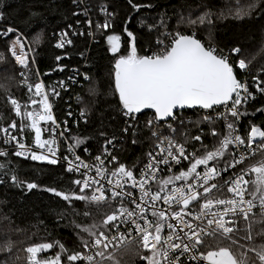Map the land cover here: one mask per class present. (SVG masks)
I'll use <instances>...</instances> for the list:
<instances>
[{
  "label": "snow or ice",
  "instance_id": "snow-or-ice-1",
  "mask_svg": "<svg viewBox=\"0 0 264 264\" xmlns=\"http://www.w3.org/2000/svg\"><path fill=\"white\" fill-rule=\"evenodd\" d=\"M73 3L78 4V0H73ZM128 3L134 10L152 7L151 4L141 5L133 0H128ZM248 9L249 11L238 10L237 18L250 15L251 9L264 11V0H260L259 4H249ZM99 10L104 15L102 23L93 22L90 18L83 21L89 28L87 35H106L109 46L107 50L116 54L120 50V36L108 35L106 32L113 26L116 13L109 11L105 4H101ZM89 11L86 7L83 15L88 17ZM4 17L5 13L0 11V19ZM168 19L170 18L165 13L155 24L140 21L141 26L147 29L149 37L153 32L156 33L154 42L149 39L143 55L138 53L137 37L125 27L124 31L130 38L131 47L126 49V54L115 58L112 67V95L124 123V127L119 129L121 135L131 136V142L136 144L140 133L147 130L148 138L154 142L155 154L149 152L147 164L139 168L136 165L130 168L119 162L118 157L111 154L108 148H104L102 155L94 157V166L87 164L74 152V148L83 143L79 138L75 139L68 149L74 159L57 155L60 147L57 141L63 133L57 132L60 126L53 116L50 98L57 97L60 93L51 86L46 90L42 81L33 82L29 79L28 72L36 64L35 57L38 54L32 47L26 50L25 41L31 37H25L13 26L0 28V39H6V51L10 53L13 63L19 67L21 85L31 93L26 102H21L11 95L5 98L10 111L20 118V123L19 127L15 121L7 127L0 126V132L4 133L2 143L12 145L0 150V157L14 155L48 165L66 161L65 172L79 173L81 177L71 181L75 190H58L56 187H47L44 190L61 198L66 202L65 206L71 205L74 216L91 220L90 223L73 221L77 230L75 247L80 250L69 249L59 241L32 243L23 249L26 253L25 264H121L118 253L137 256L146 264H264V244L247 248L239 245L240 249H244L239 255L233 251L231 245H237L238 242L232 234L240 231L237 227L238 219L225 220V216L243 218L248 223L249 235L245 237L248 240L252 239L250 233L253 221L250 216L256 215L254 210L257 207L261 214L260 221L264 223V159L248 168L243 167L257 150L264 153V124H250L246 137H242L237 131L241 117L248 115L244 106L248 105L249 101H256V93L264 96V67L258 69L259 75L252 76L253 85L250 87L247 80L238 78L237 70H249L251 61L239 59L233 62L230 59L232 55L239 54L238 47L225 52L222 47L212 42L211 37L206 44L197 37L195 31L186 33L180 30L181 24L193 29L197 25H211L210 8L194 19L191 13L187 17L179 16L175 29L170 28ZM76 23L80 25L81 21L77 20ZM127 23L128 21H125V24ZM93 27L95 32L91 30ZM68 28H72V25H68ZM57 35L59 39L55 48L73 46L74 42L68 31L62 30ZM77 35L83 36L85 33L75 30L71 32V36ZM29 52L32 53L31 56L28 55ZM67 55L65 52V56ZM80 55L83 56L84 53L81 52ZM4 59L0 56V61ZM55 60L61 61L62 57L57 55ZM57 67L61 71L64 70L59 64ZM36 75H40L38 70ZM84 79H89L87 74H84ZM59 84L61 87L65 86L63 81ZM90 92L94 94L95 90ZM147 110H150V115ZM187 110H192L198 115L197 127H209L208 134L217 141L211 150L203 143L201 135L191 137V140L200 142V148L192 145L191 153L187 150V139L179 142L175 138L174 134L179 129H185V132L180 134L187 135ZM254 112L264 114V105L255 108ZM80 115H86L84 109H81ZM141 116L145 117L143 124L140 121ZM221 121L223 128L217 131L216 125ZM48 122H51L50 127L47 126ZM9 129H15L16 133L10 134ZM26 129L34 132L35 149H46V152L36 151L21 142ZM43 132H48L50 138H42ZM100 135L105 137V143L109 145L116 139L115 135L108 139L105 132ZM254 143L256 147H253ZM241 147L244 151L239 153L238 158L231 155L229 159L230 148ZM221 160L225 167H219ZM106 161L114 166L109 169ZM184 161L188 162L187 165ZM161 165L164 167L161 168ZM238 166L239 172L236 173ZM93 167L94 174L89 175ZM81 169L85 171L81 172ZM229 169L233 171L234 178L229 177L224 180L223 185H218L215 181L223 180L222 173L227 174ZM161 173H164V178L160 182V188L158 191H152L150 181H155ZM249 173L256 175V179L252 181L255 190L248 193L251 199H245L249 183L245 176ZM0 175L9 177L16 187L26 185L28 190L38 187L34 182L22 180L16 170L9 167L7 161L0 164ZM176 181H181V185L173 186L168 191L167 186L174 185ZM6 182L5 179H0V184ZM125 185H129V188L126 189ZM224 186L227 187L228 193L232 194V198L213 199V190L218 191ZM133 190L140 192L139 200L134 196ZM160 200L168 206L167 215L156 206ZM125 201L134 207L126 206ZM117 202L119 206L111 213L105 214L99 223L92 219L89 210L91 207H99L102 204L111 207ZM77 203L85 206L82 213L75 210ZM146 205L151 208V216L154 219L147 216ZM192 205L199 207L195 214L191 210ZM219 206H223V211H211L213 207ZM185 216H190L191 219H185ZM197 221L200 223H196ZM121 226H125L124 230ZM258 235L264 236V230ZM206 237L229 241V246L210 245L209 250L203 251L208 243ZM13 243L10 238L6 239L0 246V252L10 253ZM141 246L146 250L144 255H140L138 251ZM57 247L58 251H55L54 255H42ZM0 264L8 262L5 260Z\"/></svg>",
  "mask_w": 264,
  "mask_h": 264
},
{
  "label": "trees",
  "instance_id": "trees-1",
  "mask_svg": "<svg viewBox=\"0 0 264 264\" xmlns=\"http://www.w3.org/2000/svg\"><path fill=\"white\" fill-rule=\"evenodd\" d=\"M234 1L238 0H133L134 3L141 5H152L151 8L142 7L139 10H134L128 0H78V4L73 3V0H0V11L5 13L4 19H0V27L13 26L19 29L25 37H31L30 40H27L38 53L35 57L36 64L28 72L31 81H37V70L48 87L54 78H66L70 70L74 68H80L89 77L87 82L82 80L83 88H70L65 93V97L62 96L55 103V111L59 119H63L69 114L67 107L72 104L74 94L81 97L80 109H84V103L88 104L85 110L86 122L76 124L69 121L70 142L73 144L77 138L83 141L75 149L81 154L85 149H89L93 155L99 154L105 144V137L100 133L105 132L108 139L115 135V140H118L121 145V149L118 151L119 162L130 168L133 165L139 168L145 164L147 154L152 150L154 142L148 138L147 130L140 133L136 144L131 142V136L121 135L119 129L124 127L123 118L117 111L116 101L112 95L114 60L120 54H126V49L131 47L130 38L124 31L125 27L137 37V50L139 54L143 55L149 39L151 38L154 42L156 33L153 32L149 37L147 29L141 26V20L146 24H155L166 13L170 18L167 23L170 28L175 29L179 16L196 12L192 16L194 18L210 8L212 24L198 25L197 37L206 44L208 38L211 37L212 42L225 51H231L232 48L238 47L241 52L237 60L253 61L250 64L251 75H259L258 69L264 67V49L261 50L264 43V11L255 9L250 15L237 18L236 11H227L228 6L238 5ZM101 4L107 5L109 11L116 13L113 26L106 32L108 35L117 34L120 36L119 55H114L107 50L109 46L106 35L97 33L94 38L87 35L89 29L87 24L83 23L87 17L83 15V12L79 13V9L84 10L87 7L90 9V17L100 18L97 14L100 12ZM74 12L78 14L73 15ZM217 13H220L219 18H217ZM77 20L81 21L80 25L76 23ZM125 21L128 23L125 24ZM68 25H72V29L77 32H84L85 35L75 36L73 46L58 50L55 48V40L59 37L57 34L62 30L70 29ZM93 29L95 32L94 27ZM37 36H39V40L36 42ZM6 47L7 43L4 47H0L3 48L0 49V56H3L4 53L6 58L5 63L1 64L2 62H0V76L15 78L18 82L15 86L14 83L10 84L7 78L1 80L11 85L9 88L12 89L6 91L0 87V117H2L0 126L3 127L8 126L12 121L18 124V118L10 111L5 103V98L11 95L21 102H26L29 97L26 87L21 85L22 77L18 74L19 67L13 63ZM65 52L68 53L67 56H65ZM81 52L84 53L83 56L80 55ZM249 53L254 57V60L246 58L245 54ZM57 55L62 57L61 61L55 60ZM58 64L64 67L63 71L57 67ZM92 85L96 90L94 95L88 93V88ZM262 105H264V96L261 94L257 96L255 102L246 105L248 115L243 116L246 132L249 130L250 124H264V114L254 112L255 108ZM197 121L187 125V135H182V141L187 139L189 144L190 138L199 133L196 131L198 130ZM203 128L204 132L201 134L203 143L211 150L217 141L208 134L209 127L207 125H204ZM222 128L223 122L221 121L216 125V129L221 131ZM181 130L185 132V129ZM29 137L31 138V136ZM4 148L0 139V150ZM231 155L230 152L229 159H231ZM6 161L9 167L16 170L22 180L34 182L38 187L32 190H28L26 185L16 187L11 183L9 177L0 175V179L7 181L0 184V230L6 231V234H0V245L8 238L14 242L10 253H6V255L0 253V262L7 260L8 264H25L26 253L23 249L32 243L59 241L69 249L80 250L75 247L77 230H75L73 221L90 223L91 220H85L82 216H74L71 205L65 206L66 202L61 198L44 190L47 187H56L58 190H75V185L71 184V181L76 178L66 173L65 166L61 164L33 163L14 155L0 157V164ZM223 166L225 164L221 160L219 167ZM250 190L252 191V184ZM115 206L116 204L111 207L108 204H102L99 207H91L89 210L92 213V219L99 223L105 214L111 213L115 209ZM75 210L82 213L85 206L82 203H77ZM252 221L251 240L245 238L249 235L248 224H241L240 231L233 235L238 243L231 247L237 255L244 251L239 248V245H244L247 248L264 244V236L258 235L264 230V223L260 221V217H253ZM206 241L208 243L202 249L203 251L209 250L210 245L229 246V241L222 239L207 238ZM55 251H58V247L42 255H54ZM117 255L121 264H146L140 262L137 256L123 253ZM248 255H252V253H248Z\"/></svg>",
  "mask_w": 264,
  "mask_h": 264
},
{
  "label": "built area",
  "instance_id": "built-area-1",
  "mask_svg": "<svg viewBox=\"0 0 264 264\" xmlns=\"http://www.w3.org/2000/svg\"><path fill=\"white\" fill-rule=\"evenodd\" d=\"M82 12H83V10L79 9V13H82ZM98 16L100 18H94V17H90L88 15L87 19L90 18L93 22L100 21V20H103L104 19L103 13L99 12V15ZM0 28H2V27H0ZM91 30L94 31L93 28ZM65 31H68L69 32L70 38L73 40V38L75 36H71V32L74 31V30L72 28H70V29L65 30ZM92 38H94V37H92ZM58 39H59V37L55 40V43H56V41ZM6 43H7L6 39H0V46L1 47H4ZM25 45H26V50H27L28 47H32L31 44H30V42L27 39L25 41ZM58 50H63V49H58ZM225 52H230V51H225ZM240 52H239V54L232 55L230 57V59L233 62L238 61L237 58L240 56ZM28 55L31 56L32 53L29 52ZM84 74H86V73L83 70H81L80 68H74V69H71L70 70V72L66 76V78H63V79H56V78H54L50 82L51 83L50 86L51 87H55L56 88V91L60 93L59 96H57V97H51L50 98L51 99V102H52V112H53V116H54V118L56 119L57 123L60 126L59 128H57V132L58 133L59 132H62L63 133V135L60 136L58 138V141H57L58 144L60 145L59 150L57 152V155L58 156H68L69 159H74L72 153H70L69 150H68L69 149V145L72 144L70 142V138H69L70 131H71V129L69 127V121L70 122H74L76 124H78L79 122L84 123V122H86V118L85 117H87V115H85L84 117H81V115H80L81 109H80L79 103L81 104V97H79L78 94H74L72 96V98H73L72 104L67 107V109H68L67 111L69 113H71V114L70 115L67 114V116L65 118H63V119L62 118L59 119L57 117V114H56V111H55V103H56V101L58 99H60L62 96H64L65 93L70 90V88H83V86H82L83 85L82 84V80L85 81V82H87V80H88V79L87 80L84 79ZM237 75H238V78H240L241 80H247V82L249 83L250 87L253 85L250 67H249V70H245V71L237 70ZM69 77H72L73 79H69ZM38 80L39 81H42L44 83V85L46 86V90H48V86L46 85V81L44 80V78L39 75L38 78H37V81ZM60 81H63L64 82V85H65L64 87H61L60 86V84H59ZM253 90H254V88H253ZM30 95H31V93H29V96ZM258 95H259V93H256V97ZM250 103H253V102L252 101H249V104ZM72 105H74L73 107H75V108H73ZM31 107L35 108L36 106H31ZM77 107H78V109H77ZM244 107H246V105ZM242 110H243V108L241 109V111ZM149 115H150V113H149ZM17 118H18L17 127H19L20 118L19 117H17ZM144 120H145V117L144 116H141L140 117L141 124H143ZM195 120H198V115L195 112H193L192 110L191 111H186V114H185V123H186V125H190V124L194 123ZM41 124H42V126H44V123L43 122H41ZM47 126L50 127L51 126V122H48V125ZM203 127H204V125H200L198 127V130H196L199 133L198 134H194L193 136H195V135H201L204 132V128ZM201 129L203 131H201ZM237 131H238V134H240L242 137H246V133L247 132H246V128H245V125H244V118H243V116L241 117L240 122L237 124ZM9 132H10V134H15L16 133V130L15 129H9ZM181 132H184V131H182L181 129H179L174 134L175 135V138L179 142H183L181 140V137H182V135L180 134ZM29 133H31V134H29ZM3 136H4V133L1 132V136H0V139L1 140L3 139ZM29 136H31V138ZM19 138L20 137L18 136V139ZM42 138H44V139L50 138L48 132H43ZM202 141H203V139H202ZM21 142H23L25 145H27V146L35 149L34 132H31L30 129L29 130H25V135H24V137H23V139H22ZM192 145H195L196 148H199L200 147V142L193 141L190 138L189 144L187 143V150H188L189 153H191L193 151ZM4 147L5 148H10V147H12V145H4ZM253 147H256L255 143H254ZM104 148H108L109 151L111 152V154H113V155H115V156L118 157V151H120L121 145H119V141L118 140L113 139L112 140V144L109 145V144H106L105 143L104 146H103V148H102V150H101V152L99 154H97V155H102ZM35 150L36 151H45L46 152V149H44V150L35 149ZM242 151H244L243 147H241L240 149H231V154L232 155H236L237 158H238L239 153L242 152ZM74 152H75V154L79 155L80 158L85 163L90 164V165H93V166L95 165L96 162L94 161V157H96L97 155H93L92 152L89 149H85L83 151V153L81 154V153H79L74 148ZM150 152H153V154H155V152H154V144H153L152 150ZM19 158L24 159V160H27V161H32L30 158H28V159H25L24 157H19ZM148 159H149V157L147 156L145 164H147ZM261 159H264V153H262L259 150H257V152H256V154L254 156L249 157L247 159V161L245 162V164L243 165V167L248 168L251 165L256 164ZM32 162H37V161H32ZM37 163H43V162H37ZM187 163H188L187 161H184V164L185 165H187ZM43 164H46V163H43ZM60 164L61 165H64L65 168L67 166V162L66 161H61ZM106 164H107V161H106ZM57 165H59V164H57ZM113 166H114V164H107V167L109 169H111ZM163 167L164 166L161 165V168H163ZM223 167H225V166H223ZM173 170L176 171L175 166H173ZM200 170L201 171L203 170L202 167H201ZM80 171L83 172L85 170L84 169H81ZM235 172L236 173L239 172V166L235 169ZM88 174L89 175H93L94 174V167H93V171L92 172H89ZM168 174L170 175L171 173H168ZM69 175L72 176V177H75L76 179L81 178L79 173L69 174ZM222 175L224 177L223 180L217 179L215 181L218 185H223L224 180L229 179V177H233L234 178L233 171L231 169H229V171H228L227 174H223L222 173ZM137 176H138V173H137ZM163 178H164V173H161V174H159L156 177V180L155 181H150V186H151V190L152 191H158L159 190V188H160V182H161V180ZM245 179L249 182L248 183V186H247V191L245 193V199H251L252 197L250 195H248V193L251 192L250 185L252 184V181H253V174L252 173H249L248 175L245 176ZM181 183H182L181 181H176L174 185L173 184H169L167 186V190L170 191V189L173 186L179 187L181 185ZM125 188L128 189L129 188V185H125ZM133 192H134V196L137 198V200H139L140 192L138 190H133ZM163 195H164V193L162 192L161 193V196H163ZM212 198L213 199H217V198H220V199H229V198H232V194L231 193H228L227 187L224 186L222 189H220L218 191L217 190H213V192H212ZM256 204L257 205L259 204V201L258 200L256 201ZM125 205L126 206H129L130 208L134 207V205H128L127 204V201H125ZM118 206H119V202L116 203L115 208L118 207ZM156 206L158 208H160L161 210L165 211L166 215L168 214V212H169L168 206L167 205H164V203H163L162 200L158 201ZM145 207L148 208L147 216L150 219H154L151 216V208L149 206H147V205ZM191 210H192V212L194 214L197 213L199 211L198 205H192ZM211 211H213V212H215V211H223V206L213 207ZM254 211H255L256 215L257 214L261 215L260 212H259V208L258 207ZM252 217L253 216H250V219H252ZM185 219H191V217L190 216H185ZM229 219H238V224H237V227L238 228H239V226L241 224H243V225L244 224H248L246 221L243 220V218H234V217H231V216H225V220H229ZM196 223H200V222L197 221ZM204 223H206V221H204ZM124 227L125 226H121V229L124 230ZM166 232H167V229H165V234H166ZM235 233L236 232H234L232 235H234ZM207 238L208 237H206L205 239H207ZM139 248H140V251H141V254L140 255H144L146 250H144L142 248V246L139 247ZM142 262H144V261H142ZM193 264H197V262H193ZM203 264H206V262H203Z\"/></svg>",
  "mask_w": 264,
  "mask_h": 264
},
{
  "label": "rangeland",
  "instance_id": "rangeland-1",
  "mask_svg": "<svg viewBox=\"0 0 264 264\" xmlns=\"http://www.w3.org/2000/svg\"><path fill=\"white\" fill-rule=\"evenodd\" d=\"M235 2V1H234ZM259 2H260V0H238V1H236L235 3L236 4H238V5H233L232 7H230V6H228V8H227V11H229V12H231L232 10H234V11H238V10H241V11H249V9H248V5L249 4H251V3H257V4H259ZM243 3V4H242ZM225 8H226V6H224ZM253 10H255V9H251L250 11L252 12ZM224 13H226V12H224ZM97 14V13H96ZM196 14V12H191V16H193V15H195ZM219 14L220 13H217V18H219ZM97 15H99V14H97ZM189 15V13L188 14H186V15H183V16H185V17H187ZM213 15H215V14H213ZM197 16H199V15H197ZM196 17V16H195ZM194 17V18H195ZM193 18V17H192ZM193 18V19H194ZM216 21H218V19H215ZM100 21H103V20H100ZM99 21V22H100ZM178 25H176V27H177ZM175 27V28H176ZM179 28H180V30L181 31H184V32H192L193 30H195V32L198 30V28H199V26L197 25L196 26V28L195 29H193V28H191V27H189V26H187L186 24H181V25H179ZM197 34V33H196ZM39 40V36H37L36 38H35V41L37 42ZM1 47V46H0ZM0 49H3V48H0ZM262 49H264V43H263V45H262V47H261V50ZM113 54V53H112ZM114 55H119V52L118 53H116V54H114ZM8 55L6 54V57H7ZM245 56H246V58L247 59H250V60H254V57L251 55V53H249V54H245ZM3 57H4V53H3ZM5 58V57H4ZM118 58V57H117ZM0 62H2L1 64H3V63H5L6 62V58L4 59V60H2V61H0ZM251 62H253V61H251ZM7 78V81H9L10 82V84H15V86H16V82H18V80L17 79H15V78H13V79H10V78H8V77H6ZM6 78H5V76H0V87L2 88V89H4V90H6V91H8V90H12L11 88H9V86H11V85H9L8 83H4L3 81H1L2 79H5L6 80ZM92 89H94L95 90V88H94V85H92V86H90L89 88H88V93L90 94V95H94V94H92L91 92H90V90H92ZM96 91V90H95ZM87 103L85 104L84 103V110H86V107H87ZM26 130H29V129H26ZM229 158H230V155H229ZM256 179V175L255 174H253V181ZM255 190V185H253V183H252V191H254ZM0 234H2V235H4V234H6V231H4V229H1L0 230ZM0 246H2V244L0 245ZM2 255H6V253H3V252H0Z\"/></svg>",
  "mask_w": 264,
  "mask_h": 264
},
{
  "label": "crops",
  "instance_id": "crops-1",
  "mask_svg": "<svg viewBox=\"0 0 264 264\" xmlns=\"http://www.w3.org/2000/svg\"><path fill=\"white\" fill-rule=\"evenodd\" d=\"M230 152H231V148H230ZM33 163H37V162H33ZM253 217L257 218V217H260V215L257 214V215H255V216H253ZM253 217H252V218H253ZM251 220H252V219H251ZM133 247H136V245H133ZM138 251H139L140 254H141L140 248H138ZM139 261L142 262L140 259H139ZM144 263H146V262H144Z\"/></svg>",
  "mask_w": 264,
  "mask_h": 264
},
{
  "label": "water",
  "instance_id": "water-1",
  "mask_svg": "<svg viewBox=\"0 0 264 264\" xmlns=\"http://www.w3.org/2000/svg\"><path fill=\"white\" fill-rule=\"evenodd\" d=\"M150 113V110H147ZM187 111H191V110H187Z\"/></svg>",
  "mask_w": 264,
  "mask_h": 264
},
{
  "label": "clouds",
  "instance_id": "clouds-1",
  "mask_svg": "<svg viewBox=\"0 0 264 264\" xmlns=\"http://www.w3.org/2000/svg\"><path fill=\"white\" fill-rule=\"evenodd\" d=\"M32 46V45H31ZM12 59V58H11ZM13 61V60H12ZM24 160V159H23ZM32 162V161H31Z\"/></svg>",
  "mask_w": 264,
  "mask_h": 264
}]
</instances>
